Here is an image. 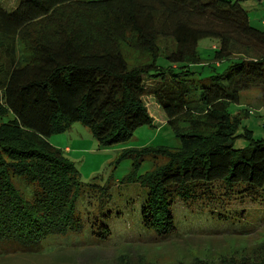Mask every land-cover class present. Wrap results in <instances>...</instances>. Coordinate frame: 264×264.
Listing matches in <instances>:
<instances>
[{
    "label": "trees",
    "instance_id": "obj_1",
    "mask_svg": "<svg viewBox=\"0 0 264 264\" xmlns=\"http://www.w3.org/2000/svg\"><path fill=\"white\" fill-rule=\"evenodd\" d=\"M161 38L173 47L163 50ZM205 38L217 40L211 60L227 61L221 72L208 76L193 70L205 64L197 48ZM124 40L141 53L137 62L127 58ZM160 56L166 68L158 65ZM251 88L264 92V28L251 25L239 0L0 5V118L13 114L0 123V255L39 253L50 237L81 233L80 197L87 204L97 199L101 216L107 186L92 183L85 189L72 163L47 137L80 121L101 144L125 142L137 127L155 125L145 95L154 97L167 118L164 125L180 141L173 148L130 151L135 163L153 162L143 176L124 178L144 187L143 226L169 238L178 200L225 196L264 204V139H254L244 127L248 143L236 148L233 133L241 115L229 111ZM157 157L164 161L158 164ZM98 216L88 217V224L94 238L104 241L110 230ZM261 255L190 264H264V247Z\"/></svg>",
    "mask_w": 264,
    "mask_h": 264
},
{
    "label": "rangeland",
    "instance_id": "obj_2",
    "mask_svg": "<svg viewBox=\"0 0 264 264\" xmlns=\"http://www.w3.org/2000/svg\"><path fill=\"white\" fill-rule=\"evenodd\" d=\"M16 1L0 0V5L12 9ZM239 1L248 12L251 25L264 28V0ZM158 43L163 50L166 45L173 47L167 38L159 39ZM216 45L217 40L211 38L201 39L197 44L205 64L195 65L193 70L201 69L202 76L221 72L226 66L227 61L211 60L212 48ZM22 46H16V51ZM122 46L130 63L137 62L141 53L134 50L128 40H124ZM157 63L163 68L168 66L162 56ZM211 67L216 70L212 72ZM144 102L155 125L137 127L125 142L101 144L80 121H71L47 137L62 157L72 163V170L85 184V189L92 183L107 186L108 200L99 217L97 199L91 198V204H87V198L80 197L76 212L84 220L81 233L50 237L39 253L2 254L0 264H190L198 259L218 263L224 257L253 260L262 256L264 204L261 203L225 196L218 201L213 197L198 198L189 203L178 200L172 209L175 229L169 238L160 239L152 229L143 226L140 207L144 187L140 181L124 178L143 176L150 171L153 162L147 158L135 163L130 151L158 146L173 148L180 141L171 127L164 125L167 118L154 97L145 95ZM229 111H239L241 115V125L233 133L236 148L248 143L243 136L244 127L254 139H264V92L260 88L243 91L240 101L229 105ZM12 118L13 114L9 112L0 118V123ZM163 161L157 157L158 164ZM220 192L217 185L213 187L215 197ZM214 204H222V208ZM215 212L223 216L218 217ZM94 215L109 226L110 234L104 241L97 240L90 232L88 217Z\"/></svg>",
    "mask_w": 264,
    "mask_h": 264
}]
</instances>
